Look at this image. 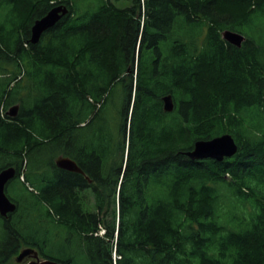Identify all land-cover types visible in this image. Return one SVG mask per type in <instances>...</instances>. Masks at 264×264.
I'll list each match as a JSON object with an SVG mask.
<instances>
[{"label": "trees", "instance_id": "1", "mask_svg": "<svg viewBox=\"0 0 264 264\" xmlns=\"http://www.w3.org/2000/svg\"><path fill=\"white\" fill-rule=\"evenodd\" d=\"M117 1L0 0V170L15 168L0 264L21 247L63 264H264V0ZM224 133L233 156L186 155Z\"/></svg>", "mask_w": 264, "mask_h": 264}, {"label": "water", "instance_id": "2", "mask_svg": "<svg viewBox=\"0 0 264 264\" xmlns=\"http://www.w3.org/2000/svg\"><path fill=\"white\" fill-rule=\"evenodd\" d=\"M68 7L59 3L51 7L43 16L36 18L30 27L31 43H37L41 34L57 23L63 16L68 14ZM222 38L227 42L240 46L244 40V36L238 32L225 29L222 31ZM163 109L165 112H171L174 109V101L171 94H165L162 97ZM16 106H12L8 113L15 115ZM237 151V144L229 133H224L206 140H197L194 142L191 150L185 152L191 159L212 158L218 161L233 156ZM55 164L61 168L72 172L81 173L85 176L83 170L76 164L74 160L66 156H58L55 158ZM15 176V168L9 167L0 170V215L5 216L7 213L15 209V204L7 197L5 189L8 181ZM88 181L90 179L85 176ZM25 256H32L33 260L27 264H63L50 258H40L37 250L31 247L22 249L16 256L17 261H21Z\"/></svg>", "mask_w": 264, "mask_h": 264}, {"label": "rangeland", "instance_id": "3", "mask_svg": "<svg viewBox=\"0 0 264 264\" xmlns=\"http://www.w3.org/2000/svg\"><path fill=\"white\" fill-rule=\"evenodd\" d=\"M84 2H85V0H78V5L80 6V7H79V10H81V9H83L84 7L88 6V5H87L88 2H85V4H84ZM128 4H129V1H128V0H122V1H117V2H115V5L118 6L119 8H124V7L128 6ZM126 131H127V126H126ZM24 167H25V166H24ZM24 167H23V168H24ZM24 172H25V168L23 169V172L20 174L21 179L24 178V174H23ZM13 179H14V177L11 178V179L8 181L7 185L12 184L11 182H12ZM7 185H6V186H7ZM82 197L84 198V203H85V205H88V206H89V205H92L93 196H92V194H91L90 191H85V195L83 194ZM30 221H31V222H29V224H30V225H34V223H35L34 220H33V221L30 220ZM101 233H102V230L100 231L99 234H101ZM24 248H26V247H21L20 249H18V251H17L15 254H12L11 257H9V259H7V261H6L4 264H27L29 261L33 260V257H32V256H25L24 258L21 259V261H17V260H16V256H17V254H18L22 249H24ZM35 250H37V249H35ZM37 253H38V255H39L40 258H44V257H42V256L39 254V251H38V250H37ZM111 254H112V258H113V259H114V258H117V255H116V253H114V250H113V249H112Z\"/></svg>", "mask_w": 264, "mask_h": 264}, {"label": "bare ground", "instance_id": "4", "mask_svg": "<svg viewBox=\"0 0 264 264\" xmlns=\"http://www.w3.org/2000/svg\"><path fill=\"white\" fill-rule=\"evenodd\" d=\"M45 60V59H44Z\"/></svg>", "mask_w": 264, "mask_h": 264}]
</instances>
